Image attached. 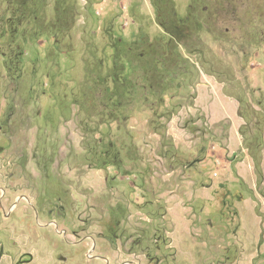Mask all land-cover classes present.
<instances>
[{
	"label": "rangeland",
	"instance_id": "374dc122",
	"mask_svg": "<svg viewBox=\"0 0 264 264\" xmlns=\"http://www.w3.org/2000/svg\"><path fill=\"white\" fill-rule=\"evenodd\" d=\"M155 1L0 0V264H264V0Z\"/></svg>",
	"mask_w": 264,
	"mask_h": 264
},
{
	"label": "trees",
	"instance_id": "16d2710c",
	"mask_svg": "<svg viewBox=\"0 0 264 264\" xmlns=\"http://www.w3.org/2000/svg\"><path fill=\"white\" fill-rule=\"evenodd\" d=\"M24 1H26V0H21L22 5H24V3H25ZM166 1L171 4L170 0H166ZM160 2H162V0H156L155 1V7L157 8L158 12L160 11L159 6H158L160 4ZM35 4L36 5H35V12H34V14H35V21H36V18L39 17L37 14H40L41 11H43V15H45L44 13L46 12L45 11L46 2H45V0H35ZM162 5H164V4H162ZM176 21L179 22L180 20H178V19L176 20V17L174 16V9H173V18L171 20V23L173 24ZM179 23L181 24V22H179ZM160 25L166 31V33L168 35H170L171 37L174 36L173 35V33H174L173 32V29H175V28H173V26L171 27L170 24L168 22H166V20H162L161 23H160ZM9 72H12V65L11 64L9 65Z\"/></svg>",
	"mask_w": 264,
	"mask_h": 264
}]
</instances>
